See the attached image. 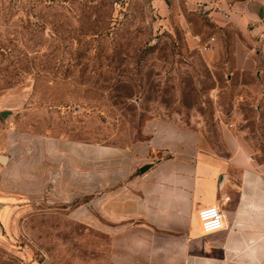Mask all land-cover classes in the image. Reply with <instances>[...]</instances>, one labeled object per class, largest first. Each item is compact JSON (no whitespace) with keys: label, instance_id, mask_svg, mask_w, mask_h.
Segmentation results:
<instances>
[{"label":"rangeland","instance_id":"374dc122","mask_svg":"<svg viewBox=\"0 0 264 264\" xmlns=\"http://www.w3.org/2000/svg\"><path fill=\"white\" fill-rule=\"evenodd\" d=\"M164 2L160 11L153 0H0V127L124 144L147 118H173L201 128L219 154L243 146L264 172L258 46L215 28L207 1ZM81 201L3 200L0 264H95L106 238L79 216Z\"/></svg>","mask_w":264,"mask_h":264},{"label":"crops","instance_id":"0c3cea01","mask_svg":"<svg viewBox=\"0 0 264 264\" xmlns=\"http://www.w3.org/2000/svg\"><path fill=\"white\" fill-rule=\"evenodd\" d=\"M205 1L215 28L242 32L264 61V0ZM142 133L90 143L0 127V204L24 194L84 199L79 216H93L106 238L95 264H264L263 164L241 145L217 153L201 128L173 118L149 117ZM212 203L224 227L204 232L198 208Z\"/></svg>","mask_w":264,"mask_h":264},{"label":"built area","instance_id":"2783aa9c","mask_svg":"<svg viewBox=\"0 0 264 264\" xmlns=\"http://www.w3.org/2000/svg\"><path fill=\"white\" fill-rule=\"evenodd\" d=\"M213 36H210L202 48L207 50L211 47ZM198 217L204 232H211L224 227V213L217 204H208L198 208Z\"/></svg>","mask_w":264,"mask_h":264},{"label":"water","instance_id":"95a60500","mask_svg":"<svg viewBox=\"0 0 264 264\" xmlns=\"http://www.w3.org/2000/svg\"><path fill=\"white\" fill-rule=\"evenodd\" d=\"M7 156L5 154L0 153V162L4 163L6 161ZM147 165H143L140 170H144L147 168ZM39 264H53L49 258H43Z\"/></svg>","mask_w":264,"mask_h":264}]
</instances>
